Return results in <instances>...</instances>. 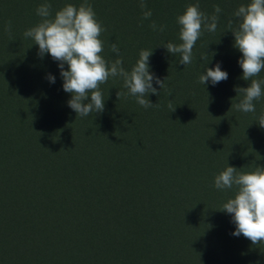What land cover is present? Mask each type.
Here are the masks:
<instances>
[{
	"label": "trees",
	"instance_id": "obj_1",
	"mask_svg": "<svg viewBox=\"0 0 264 264\" xmlns=\"http://www.w3.org/2000/svg\"><path fill=\"white\" fill-rule=\"evenodd\" d=\"M44 2L0 0V264H264V243L232 235V215L220 211L235 189L214 187L227 166L264 167V96L254 113L231 107L250 81L228 21L250 0H198L201 11L222 12L186 66L161 44L181 43L176 18L197 0H147L150 20L139 0H88L105 29L104 58H117L116 43L130 71L153 49L150 72L164 87L153 82L159 95L147 98L157 106L145 109L118 98L123 80L109 78L104 110L83 118L68 106L59 62L23 35ZM48 2L54 16L83 0ZM153 20L165 30L153 31ZM217 63L228 79L200 84Z\"/></svg>",
	"mask_w": 264,
	"mask_h": 264
},
{
	"label": "clouds",
	"instance_id": "obj_2",
	"mask_svg": "<svg viewBox=\"0 0 264 264\" xmlns=\"http://www.w3.org/2000/svg\"><path fill=\"white\" fill-rule=\"evenodd\" d=\"M139 7L142 19L150 20L152 11L148 8L147 0H139ZM221 12L219 5H215L213 14L209 15L200 10L198 0L188 4L183 14L176 18L181 43L168 42L161 45L169 53L178 54L180 64H191L198 39L204 31L217 30ZM36 14L41 18L40 22L26 29L23 35L39 46L38 55L41 58L50 54L53 60L59 62L63 90L71 94L67 103L77 116L83 118L104 110L105 99L100 86L109 78L119 77L123 80L127 92H118V98L130 95L145 109L157 106L147 98L149 93L159 95L153 87L154 81L161 89L164 87V81L150 72L149 58L153 49H141L139 59L129 71L123 66L118 45L112 43L110 49L117 58L107 61L102 55L104 42L100 39L105 29L88 0H83L79 6L67 3L56 10L54 16L52 4L45 0L37 7ZM233 18L228 23L229 26L233 23L237 25L232 32L234 47L242 53L238 60L243 71L242 79L250 81V84L246 88L235 89L237 94L242 95V99L231 107L244 113H254V102L264 96V80L256 79L264 71V0H250L246 5L241 4L233 13ZM149 26L153 31L160 32L166 27L157 25L154 20ZM5 31L12 39L11 21L5 26ZM201 58H207V55ZM227 79L228 73L221 70L217 63L214 68H206L198 82L205 85L210 81L215 86ZM48 80L55 83V77L51 74ZM258 124L264 127V113L258 117ZM214 187L221 191L235 189L234 196L227 199L220 210L232 215L236 225L232 235L239 237L242 234L253 245L264 243V167L256 165L254 170L244 172L227 166L214 177Z\"/></svg>",
	"mask_w": 264,
	"mask_h": 264
}]
</instances>
